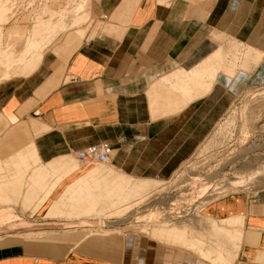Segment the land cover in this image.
Returning a JSON list of instances; mask_svg holds the SVG:
<instances>
[{
  "label": "crops",
  "instance_id": "1",
  "mask_svg": "<svg viewBox=\"0 0 264 264\" xmlns=\"http://www.w3.org/2000/svg\"><path fill=\"white\" fill-rule=\"evenodd\" d=\"M122 1L100 0L98 6L111 16ZM131 4L124 0L121 8ZM159 5L139 0L120 23L128 22L121 34L65 42L47 51L54 55L45 53L32 75L0 82V134L16 127L38 162L106 144L119 174L145 181L170 178L231 107V82L220 74L221 82L208 90L218 68L197 67L217 52L211 54L218 46L213 34L264 52V0L202 2L207 12L202 19L191 13L187 0ZM200 70L214 73L203 81L208 92L200 91ZM257 72L263 74L264 62ZM185 76L195 85L184 83ZM184 87L191 93H183ZM251 204L264 206V200ZM263 241L264 236L251 249H264ZM23 242L0 247V264H111L79 252L66 255L56 244Z\"/></svg>",
  "mask_w": 264,
  "mask_h": 264
},
{
  "label": "rangeland",
  "instance_id": "2",
  "mask_svg": "<svg viewBox=\"0 0 264 264\" xmlns=\"http://www.w3.org/2000/svg\"><path fill=\"white\" fill-rule=\"evenodd\" d=\"M99 1L100 0H92L93 16L91 17L90 23H92L93 21L94 23L83 35L82 40L92 38L101 34H121L128 22L125 24L120 23L123 22L127 14V17H130V15H132L133 9L139 2V0H132V4L131 6H128L127 10L121 8L124 1L123 0L121 5L114 11L111 16H109L99 8ZM171 1L173 0H159V3L161 4L159 6H168ZM41 2H43V0H41ZM22 5V9H28V0H24ZM203 17L201 16L199 18L202 19ZM97 24L104 27L96 29L95 26ZM27 27L30 28L31 24H28ZM114 30L117 32H114ZM60 38L61 37H59L56 42L60 40ZM213 40L217 43L218 46L211 54H213L216 50L219 51L222 57V61L223 58H226L231 54V52L233 51L231 49L236 46V41H238L233 37H229L221 32H215L213 34ZM56 42L50 44L44 52L46 53L47 51H50L51 48L56 44ZM242 44L252 47L251 45H248L246 43ZM46 55L54 54L48 52L46 53ZM263 62L264 57L258 65L250 64L248 66V71L244 74L245 77H241L239 79L235 77L231 79L232 83L227 86V88L231 91V107H229L222 118L216 123L215 127L203 140L193 156L189 160H187L170 178L166 180H134L116 172V168L113 169V166H111V164L109 163L110 161L104 164H81L74 157L73 153L62 155L70 156L57 159L48 164L38 162L35 161L32 154L28 151L27 148H25L24 145L20 146L19 149L10 152L11 154L8 157L9 159L7 158L8 154H6V157L0 156V184H14L18 180L19 182H21V194L16 198V202L15 200L7 201L9 203H6V201H2L3 205L0 202V213L2 214V212H7V220L2 226H18L21 222H24L25 227H30L28 230L36 231L29 233H16L15 237L7 239L5 241H0V247L13 245L19 243L21 240L24 242L39 241L43 243L62 246L60 248L67 255L70 252H77L74 251L77 247V244H80L85 238L97 237L101 234L110 233L115 236H123L122 238L125 248L121 264H208V262L206 263V261L192 258L193 256H191L190 254L185 253L186 255H182L181 253L177 252L178 255H176V253H171V251L167 250L166 246L164 247L163 244L157 243L155 241L153 242V240H148V237H146V235L144 236V234L136 231L138 230V228L146 227L150 224V221L146 216L147 214H149L151 209L147 210L145 208L149 202L157 200V198H159V195L166 196L168 195V193L170 194L171 192H173V190L179 189L178 187L179 185H182V182L189 179L193 175L196 176L198 172V175L204 176L208 173L211 167L220 163L229 154L236 153V150L240 148L239 145L247 149L251 146L252 150H250V154L242 158L245 159L241 160V162L239 163L238 171L243 170L244 165L250 166L254 170L255 167L257 168V166L261 165V162H264V148H260V145H262V139L264 140V114L263 116H261L258 122L256 121L254 123L252 131L250 130L251 139H248L250 140V142L247 141L245 144H240L237 142V128L233 130V138L231 137V139H226L227 142L226 140L224 141L222 139L223 137L221 135V132L226 127L229 120H231V118L233 117L232 115L238 118L237 122H239L242 112L245 108H249L251 105L253 107L257 100V102H260V100L261 102L264 101V72L262 75L257 72ZM219 64L220 66L217 67L219 75L217 74V78H215L217 81H207L208 90L211 89L212 85L215 86L216 84H219V82H221L219 78L222 77L220 76V74L223 75L221 69L222 62H220ZM1 131H3L4 134H0V146L3 145L2 143L7 141V138H10V136L13 137V133H15V131L16 133L19 132V130L17 131L16 127L3 128ZM24 139L28 140L26 136L24 137ZM219 142H222V145ZM7 147V145H4V148ZM205 148L206 150H203ZM58 160H67L70 162H74L79 167V170L68 175V177L62 178V182L57 185L54 191L50 192L48 197L45 198V201L42 202V205H39L36 203L39 201L36 200V195L37 197L38 195L42 197L43 194L46 193V190L49 188L48 185H51V182L55 180V176L49 169H51V165ZM86 166L87 168H85ZM192 168L195 170H191ZM228 170L229 168H227L224 173L226 176V181L224 183L227 184L229 180L231 184L240 183L238 184V186H240L238 188V192L235 193L233 190H228L227 188H219L215 191L216 193H219V195L217 198H214L211 194V191L213 190L212 188L214 187H212L213 185H209L208 192L204 194V197L209 198V196H211V199L209 198V200L205 204L206 206L210 204L209 207L212 206V211L219 210L224 214L233 215L230 220V225L233 227H242L245 235H248V232L249 235H258L257 237H255L258 241L257 238H259V235L264 234L261 232L264 231V206H255L251 203L255 202V204H259L264 200V174H262V176H257V178H255L253 181H244L240 179V177H242L241 175H233V173L229 172ZM36 173L41 174V177L37 178L38 180L36 179ZM103 173L105 174L103 175ZM35 179L37 180V182L34 181ZM205 182V184L208 183L207 181ZM110 187L114 189L113 194H120L121 189H124L129 204L127 202L128 205L126 207L122 209L120 208L117 212H113L112 214H110V216L107 215L108 217L106 218V221H108V223L105 224V222L103 223V221H101V218L105 217V214L107 212L112 211L113 209H117L123 204L121 203L123 198L115 197L116 195L114 196L115 198L113 197L108 199V197H104V192ZM25 189L30 191V196L27 193V198L29 199H27L23 194L26 191ZM31 189H33L34 191ZM31 191H33V193ZM31 193L33 195L36 194L34 195L35 199L34 197H32L33 195ZM134 197L135 199L133 200ZM223 201L227 202V205H225ZM30 202L32 203L28 204ZM105 202L106 204H104ZM186 202L190 203L187 205L185 204ZM248 202L249 205L251 204V206L249 207L247 206ZM171 203L172 205H170L169 208L168 206L167 208L164 206H159L160 208L155 207L154 209H158L157 211L160 213H168L169 210V213H173L189 210L196 204L194 203V201H192V199L189 198L179 199L176 202ZM29 205H31V207L33 206V208H31ZM28 207H30L31 209ZM161 207L165 211L162 210ZM209 207L207 206L206 209L208 208L210 210ZM128 213H135L136 215L134 216V220L131 223H124L123 220L124 218H126L125 216ZM9 220L12 223H9ZM85 221L87 223L85 225H81V222ZM252 227H254V229ZM98 229L105 230L107 232L100 233ZM248 229L255 233L253 234L251 231H248ZM39 230H44L43 232L45 233L39 234ZM94 233L97 234L95 235ZM5 234L6 233L4 232H0V237L5 236ZM28 234L35 235L27 237ZM243 239L241 241V247L238 249H236V247L234 248L235 251L237 250V253L235 257L231 256L230 259L232 263L264 264V261L262 260L255 263L254 261L250 260V258L246 259V262H243L245 258V255L243 254L245 250L247 251L248 249ZM257 244H259V241L256 243V246ZM262 245H264V241Z\"/></svg>",
  "mask_w": 264,
  "mask_h": 264
},
{
  "label": "bare ground",
  "instance_id": "3",
  "mask_svg": "<svg viewBox=\"0 0 264 264\" xmlns=\"http://www.w3.org/2000/svg\"><path fill=\"white\" fill-rule=\"evenodd\" d=\"M187 1L189 4L188 8L191 10V13L194 15H198L199 17H203L206 14V10H204L200 6V4L202 2L210 3L212 0ZM23 2L24 0H0V82L7 81L12 78L28 77L32 75L40 66L45 55L44 51L50 44L56 42L59 37H61L60 40L56 42L51 50L58 49L65 42L75 44L80 38L82 40L83 35L91 25L90 20L93 16L92 0H43V2H41L40 0L41 3L39 2V0H28V7L30 9H22ZM28 24H31L30 28L27 27ZM231 50H233L231 54L226 58H223V61L221 60L222 57L220 52L217 51L212 57L199 64L197 67H219V63L222 62V73L224 77L227 78V81L231 82V79L235 77H245L244 74L248 71V66L250 64L258 65L264 57L263 51L257 50L253 47L244 45L239 42H236V46ZM217 74L218 71L215 74V78L217 77ZM213 76L214 73L212 72L207 73L201 72L200 70L199 88L201 92L207 90V87L203 84L204 79H206L207 77L213 78ZM194 80L195 79L190 78L189 76H185L183 78L184 83L188 82L190 85L195 84L193 83ZM182 91L183 93L185 92V94L191 93L190 89L188 91L185 89V87L182 89ZM257 101L255 102L253 107L251 105L249 108H245L243 110L239 122H237L238 118L232 115L233 117L231 118V120H229L228 124L221 132V135L223 137L222 139L224 141L226 139L228 140V138H233V130L237 128V142L240 144H245L247 141L250 142V140H248L251 139L250 130L252 131L254 123L256 121L258 122V120H260L261 116H263L264 114V101ZM13 134V137L10 136V138H7V141L2 143L3 145L0 146V156L6 157V154H8V158L11 154L10 152L17 150L20 148V146L24 145L25 148H27L28 151L32 154L35 161H37L36 154L33 149L30 148L28 142L25 141V139L21 135L19 137V133H16V131ZM219 143L222 145V142ZM4 145H7L8 147L4 148ZM260 146L261 149L264 148L263 139L262 145ZM239 147L240 148L236 150V153L229 154L220 163L211 167L208 173L204 176L198 175V172L197 175L195 174L196 176L193 175L189 179L182 182V185H179V187L176 186L179 189L173 190V192H171L170 194L168 193V195L166 196L159 195V198H157V200L154 199L155 201L149 202L145 208L147 210L151 209L149 214H147L146 216L150 221V224L146 227L138 228L136 232L142 233L144 234V236L146 235V237H148V240H153V242L155 241L157 243L163 244L164 247L166 246L167 250L171 251V253H176V255H178L177 252L181 253L182 255H184L185 253L190 254L191 256H193L192 258L206 261V263L208 262V264H233L230 258L231 256H236L237 250L235 251L234 248L236 247V249H238L241 247V241L244 237L243 240L244 243H246L248 249L247 251L245 250L243 254L245 255L243 262H246V259L248 258H250L255 263L261 260L264 261L263 249L259 250L256 248L255 250H252L253 247H256V243L260 240L261 237L264 236V234H260L259 238H257V241L255 237H257L258 235H249V232L248 235H245L242 227H233L230 225V220L233 215L224 214L219 210L212 211V206L209 207L210 204L207 205L210 210L208 208L206 209L207 206L205 203L209 200V198L211 199V196L208 195L209 198L204 197V194L208 192L209 185H213L212 187H214L211 191V194L213 195L212 197L214 198L218 197L219 193H216L215 191L219 188H227L228 190H233L235 193L238 192V188L240 187L238 186V184L240 183L231 184L230 180L227 182V184L224 183L226 181V176L224 173L227 168H229L228 171L232 172L233 175H241L242 177H240V179L244 181H253L255 178H257V176H262V174H264V162H261V165L257 166V168L255 167L254 170L250 166L244 165V169L238 171L239 163L241 162V160L245 159L242 158L250 154V150H252L251 146L248 149L243 148L240 145ZM203 150H206V148ZM78 168L79 167L76 165V163L67 160H58L57 162L53 163L51 165V169L49 170L55 176V180L51 182V185H48L49 188L47 187L48 189L42 197L39 195L37 197V195L34 194L36 195V200H39L38 202H36L35 200V202L39 205H42V202L45 201V198L48 197L50 192L54 191L57 185L62 182V178L68 177V175L78 171ZM191 170L195 169L192 168ZM105 173H103V175ZM39 177H41L40 173L36 175V179ZM36 179L34 180L35 182H37L38 180ZM205 181H207L208 183L205 184ZM33 191L31 192L33 193ZM29 192V190H26L25 193H23L26 198L28 197L27 193L30 196ZM113 192L114 189L111 187L106 189V191L104 192V197H108L109 199L113 198L116 195L115 197L123 198L121 202L123 204L117 209H113L106 214L104 213L106 216L101 218V221H103V223L105 222V224L108 223V221H106V218L108 217L107 215L110 216V214H112L113 212H117L120 208L122 209L129 204L124 189H121L120 194H113ZM20 194L21 182H19V180L14 184H0L1 203L2 201H6V203H9L7 201L11 200H15L16 202V198ZM34 195L32 197H34L35 199ZM135 197L133 198V200L135 199ZM188 198L192 199V201L196 203L193 208L189 210L178 212L172 211L173 213H169L170 210L168 209V213H160L157 211L158 209H154L155 207L159 206H164L166 208L168 206L169 208L170 205H172L171 202H176L179 199ZM32 202L28 204H31ZM189 203L186 202L185 204L188 205ZM223 203L227 205V202L223 201ZM104 204H106V202ZM29 206L31 207V205ZM31 208H33V206ZM6 214L7 212H2V214L0 215V232L6 233L5 236L0 237V241H5L7 239L13 238L15 237L16 233L36 232L28 230L30 227H25L24 222H21L18 226L3 227L2 225L7 220ZM135 215V213L126 214V218H124L123 222L131 223L134 220ZM8 222L12 223L10 222V220ZM86 223V221L81 222V225H85ZM252 228L254 229V227ZM43 231L39 230V234L45 233ZM98 231L100 233L107 232L100 229H98ZM248 231L251 230L248 229ZM252 233L254 234L255 232ZM32 235L35 234H28L27 237H30ZM122 237L107 233L101 234L97 237L85 238L80 244H77V247L74 251L100 260H105L113 264H121L125 248Z\"/></svg>",
  "mask_w": 264,
  "mask_h": 264
},
{
  "label": "built area",
  "instance_id": "4",
  "mask_svg": "<svg viewBox=\"0 0 264 264\" xmlns=\"http://www.w3.org/2000/svg\"><path fill=\"white\" fill-rule=\"evenodd\" d=\"M113 150L106 144H95L77 149L73 152L75 158L83 164H103L110 160Z\"/></svg>",
  "mask_w": 264,
  "mask_h": 264
}]
</instances>
